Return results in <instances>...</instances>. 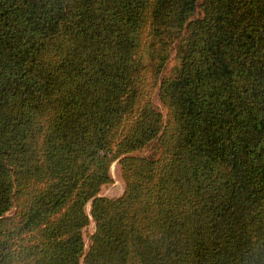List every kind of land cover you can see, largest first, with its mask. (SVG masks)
I'll return each mask as SVG.
<instances>
[{
  "label": "trees",
  "instance_id": "1",
  "mask_svg": "<svg viewBox=\"0 0 264 264\" xmlns=\"http://www.w3.org/2000/svg\"><path fill=\"white\" fill-rule=\"evenodd\" d=\"M0 264H264V0H0Z\"/></svg>",
  "mask_w": 264,
  "mask_h": 264
},
{
  "label": "rangeland",
  "instance_id": "2",
  "mask_svg": "<svg viewBox=\"0 0 264 264\" xmlns=\"http://www.w3.org/2000/svg\"><path fill=\"white\" fill-rule=\"evenodd\" d=\"M185 38H186V35L184 33L177 34L176 36H174L173 43L171 44V51L169 52V56H167V59L164 61L165 63L163 65V68L160 72L159 77L169 76V74L175 70V68L178 65L176 52H177L178 48L180 47V45L182 44V42L185 40ZM152 58L150 59L151 62H153ZM147 66H148V69H150L151 65H150L149 61L147 63ZM152 101H153L154 106L162 113L163 117L165 118L166 117V110L159 103L156 95H153ZM139 154H140V156L152 155L149 148H146L145 150H143ZM109 173H110V176L113 180V184L108 185V186H104L101 189V192L99 195L106 197V198H109V199H117L123 194V191H124V183L121 179V173H120V168H119L118 162H114L111 165ZM85 210H87L86 213L89 214L90 203H88L86 205ZM93 231H94V224L91 221V224L89 225V227L84 230L86 246L88 244L86 236L89 234H92Z\"/></svg>",
  "mask_w": 264,
  "mask_h": 264
},
{
  "label": "bare ground",
  "instance_id": "3",
  "mask_svg": "<svg viewBox=\"0 0 264 264\" xmlns=\"http://www.w3.org/2000/svg\"><path fill=\"white\" fill-rule=\"evenodd\" d=\"M87 211V210H86ZM89 212V211H88ZM90 213V212H89Z\"/></svg>",
  "mask_w": 264,
  "mask_h": 264
},
{
  "label": "crops",
  "instance_id": "4",
  "mask_svg": "<svg viewBox=\"0 0 264 264\" xmlns=\"http://www.w3.org/2000/svg\"><path fill=\"white\" fill-rule=\"evenodd\" d=\"M101 196V195H100Z\"/></svg>",
  "mask_w": 264,
  "mask_h": 264
}]
</instances>
